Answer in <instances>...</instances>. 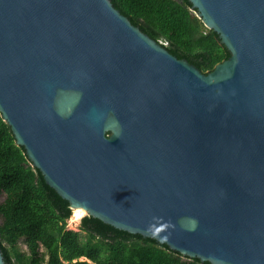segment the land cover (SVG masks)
Wrapping results in <instances>:
<instances>
[{"label":"water","instance_id":"95a60500","mask_svg":"<svg viewBox=\"0 0 264 264\" xmlns=\"http://www.w3.org/2000/svg\"><path fill=\"white\" fill-rule=\"evenodd\" d=\"M189 1L230 51L208 72L112 0H0V113L73 210L264 264V0Z\"/></svg>","mask_w":264,"mask_h":264},{"label":"trees","instance_id":"16d2710c","mask_svg":"<svg viewBox=\"0 0 264 264\" xmlns=\"http://www.w3.org/2000/svg\"><path fill=\"white\" fill-rule=\"evenodd\" d=\"M114 6L171 53L203 72L228 58L219 34L207 28L189 0H112ZM0 248L6 264H211L172 250L154 238L84 215L80 231L67 227L73 213L32 165L0 113ZM23 240L27 257L12 256Z\"/></svg>","mask_w":264,"mask_h":264},{"label":"rangeland","instance_id":"374dc122","mask_svg":"<svg viewBox=\"0 0 264 264\" xmlns=\"http://www.w3.org/2000/svg\"><path fill=\"white\" fill-rule=\"evenodd\" d=\"M4 200V195H0V202H2ZM86 215V214H85ZM84 216V215H83ZM82 216V217H83ZM81 217V218H82ZM81 218L79 219V220H77V221H74V220H72V218L70 217L69 219H68V223H67V227L69 228V229H73V230H76V231H80V222H81ZM0 222H1V219H0ZM10 250H11V253H12V256L15 258V253L16 252H19L21 255H22V257H27V255H28V248H27V246H26V244H25V242L23 241V240H21L19 243H18V245H17V248L15 249V248H10ZM14 261L16 262V264L18 263V261L17 260H15L14 259Z\"/></svg>","mask_w":264,"mask_h":264},{"label":"bare ground","instance_id":"6f19581e","mask_svg":"<svg viewBox=\"0 0 264 264\" xmlns=\"http://www.w3.org/2000/svg\"><path fill=\"white\" fill-rule=\"evenodd\" d=\"M86 214V211H85V209H82V208H75L74 210H73V213H72V215H71V218H72V220H74V221H77V220H79L83 215H85Z\"/></svg>","mask_w":264,"mask_h":264}]
</instances>
